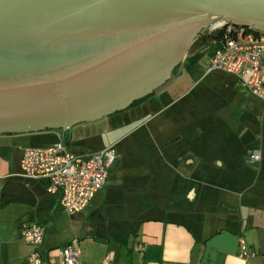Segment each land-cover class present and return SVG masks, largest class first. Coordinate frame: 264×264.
<instances>
[{"label": "water", "instance_id": "1", "mask_svg": "<svg viewBox=\"0 0 264 264\" xmlns=\"http://www.w3.org/2000/svg\"><path fill=\"white\" fill-rule=\"evenodd\" d=\"M219 18L264 32V0H0V135L127 108Z\"/></svg>", "mask_w": 264, "mask_h": 264}, {"label": "rangeland", "instance_id": "2", "mask_svg": "<svg viewBox=\"0 0 264 264\" xmlns=\"http://www.w3.org/2000/svg\"><path fill=\"white\" fill-rule=\"evenodd\" d=\"M217 47L212 41L191 51L166 84L126 110L59 130L64 145L77 154L114 145L119 163L108 169L107 181L140 215L149 208L157 216L179 210L205 221L221 203L236 208L238 187L219 191L220 201L211 189L210 194L202 193L200 185L193 200L185 196L187 181L181 175L189 169L197 172L199 181L219 182V187L241 174L264 187V104L234 76L206 71ZM55 132L0 135V146L16 155L27 146L54 140ZM251 149L261 151L260 162L250 163ZM185 155L194 159L190 167L179 160ZM208 173L211 178L205 177ZM61 214L65 220L70 217Z\"/></svg>", "mask_w": 264, "mask_h": 264}, {"label": "crops", "instance_id": "3", "mask_svg": "<svg viewBox=\"0 0 264 264\" xmlns=\"http://www.w3.org/2000/svg\"><path fill=\"white\" fill-rule=\"evenodd\" d=\"M54 136L52 141L62 140L61 132ZM21 155L0 146V264H25L32 247L19 234L24 222L44 226L39 250L47 264H59L61 247L73 239L81 249V264H102L106 255L109 264H264V187L249 183L243 174L232 177L226 187L199 181L191 169L181 175L187 181L185 196L191 200L199 185L204 194H210L209 189L215 191L218 201L219 191L240 188L234 193L239 198L236 208L221 203L220 210L209 212L205 221L179 210L157 216L149 208L140 215L135 205L112 189L110 181L84 210L65 220L59 194H48L44 180L19 175ZM178 157L189 167L193 164L194 159L187 155ZM118 163L119 158L111 168ZM170 212H175V217L168 216ZM240 238L255 252L253 256L240 255ZM139 244H143L142 250H137Z\"/></svg>", "mask_w": 264, "mask_h": 264}, {"label": "built area", "instance_id": "4", "mask_svg": "<svg viewBox=\"0 0 264 264\" xmlns=\"http://www.w3.org/2000/svg\"><path fill=\"white\" fill-rule=\"evenodd\" d=\"M223 31L217 40L218 47L211 53L206 71L230 74L261 104H264V32L233 25L224 19L207 24L201 33ZM250 163L261 160V151L251 149L247 153ZM114 145L77 154L56 140L42 145L27 146L19 160V175L31 180H44L48 194H59L63 212L72 216L84 210L95 194L107 182L108 169L117 162ZM45 228L34 222L20 225L19 234L32 250L25 264H47L40 253ZM143 244L137 245L142 250ZM242 257L253 256L245 241L239 239ZM81 249L77 239L61 247L59 264H81ZM102 264H109V255Z\"/></svg>", "mask_w": 264, "mask_h": 264}, {"label": "trees", "instance_id": "5", "mask_svg": "<svg viewBox=\"0 0 264 264\" xmlns=\"http://www.w3.org/2000/svg\"><path fill=\"white\" fill-rule=\"evenodd\" d=\"M223 34V31H215V32H210V33H200L198 35V37L196 38V40L194 41V44H193V49H199L205 45H208L210 42L212 41H215L217 39H219L221 37V35ZM150 95V94H149ZM148 95V96H149ZM147 97V96H146ZM144 97V98H146ZM143 99V98H142ZM140 99V100H142ZM138 102V101H137ZM135 103V102H134ZM133 103V105H134ZM132 105V104H131ZM118 113V112H116ZM114 113V114H116ZM114 114L108 116V117H111L113 116ZM53 131H56V130H52V131H44V132H53ZM59 131V130H58ZM40 133H43V132H40ZM50 142H53V141H50ZM49 143V142H48Z\"/></svg>", "mask_w": 264, "mask_h": 264}, {"label": "flooded vegetation", "instance_id": "6", "mask_svg": "<svg viewBox=\"0 0 264 264\" xmlns=\"http://www.w3.org/2000/svg\"><path fill=\"white\" fill-rule=\"evenodd\" d=\"M197 37H198V36H197ZM197 37H196V38H197ZM196 38L194 39V41L196 40ZM194 41H193V42L191 43V45L189 46V48H188V50H187V52H186V54H185L184 59H186V58L188 57V54H190V55L192 54L191 51H194V52H195V51L197 50V49H193ZM190 55H189V56H190ZM170 78H172V77H170ZM170 78H169L164 84H166V83L170 80ZM164 84H163V85H164ZM163 85H162V86H163ZM162 86H160V88H161ZM157 90H158V89H157ZM154 92H155V91H154ZM151 94H152V93H151ZM138 101H139V100H138ZM136 102H137V101H136ZM136 102H135V103H136ZM135 103H134V104H135ZM132 105H133V104H132ZM132 105L128 106L127 108L131 107ZM127 108H125V109H123V110H120V111H118V112H122V111L126 110Z\"/></svg>", "mask_w": 264, "mask_h": 264}]
</instances>
